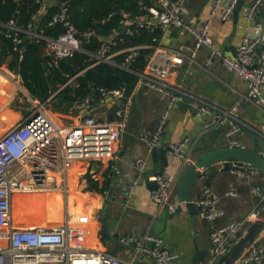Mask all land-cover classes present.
I'll use <instances>...</instances> for the list:
<instances>
[{
    "label": "crops",
    "instance_id": "0c3cea01",
    "mask_svg": "<svg viewBox=\"0 0 264 264\" xmlns=\"http://www.w3.org/2000/svg\"><path fill=\"white\" fill-rule=\"evenodd\" d=\"M213 2L214 0H186L187 12L182 16L184 26L164 33L158 50L164 54L179 55L183 60L170 73L171 84L180 86L219 110L232 112L241 122V129L236 136L241 147L253 149L254 136L258 134L260 150L264 155V104L258 105L248 100L247 84L228 71L221 62L214 60L208 64L210 49H196V40L187 29L199 30L209 20ZM253 2L254 0H244L243 9L238 16L233 14L227 21H222L219 17L212 20L210 36L216 49L232 56L243 36L255 31L252 23L243 15L244 9ZM51 4L47 2L46 5L48 7ZM257 15L258 21L264 19V4ZM6 71L10 72L7 65L0 67V138L13 126L25 122L30 110L23 116L21 111L10 107L11 101L22 92H18L16 82ZM167 103L165 96L139 84L134 90L127 91L121 99L105 96L100 102L94 103V114L99 122L113 125L109 129H103L109 131L116 128L120 132L114 157L111 160L72 162L64 177L66 192H58L66 200L62 222L69 218L78 238L87 248L125 258L135 240L146 233H152L162 238L170 251L178 254L173 264H192L198 249L207 251V259L209 258L212 249L210 231L213 227L245 219L249 221V226L257 217L264 203V174L241 178L233 174L231 168L227 171L219 170L210 186L199 181L194 188L197 202L208 189L217 197L218 206L225 212L213 224L204 222L199 216H191L184 205L180 213L159 210L151 199L152 185L147 179L169 168L171 178L177 179L172 199L179 203L178 184L184 171L181 158L170 152L164 153L167 146L187 142L184 153L190 154L192 161L196 160L199 149L205 145L208 150L228 146L225 128L203 134L207 117L197 116L184 103L176 105L170 112L160 138L159 148L162 153L153 155V150H150L144 138H153ZM55 105L58 110L68 114L70 127L79 124L80 116L86 115L76 106L62 109L56 103ZM140 162L146 163L143 179L129 195V187L138 177L137 164ZM60 180L63 182L62 177ZM257 187L261 190V197L254 193ZM230 192L236 195H229ZM122 240L129 242L131 246L123 244ZM257 247L263 249L264 264V235Z\"/></svg>",
    "mask_w": 264,
    "mask_h": 264
},
{
    "label": "built area",
    "instance_id": "2783aa9c",
    "mask_svg": "<svg viewBox=\"0 0 264 264\" xmlns=\"http://www.w3.org/2000/svg\"><path fill=\"white\" fill-rule=\"evenodd\" d=\"M154 6L148 8V26L157 24L163 33L175 27H183L182 16L187 12L186 0H152ZM40 3L37 15H43L47 2L55 0H37ZM239 0H214L210 18L199 30L187 28L195 38V47L210 49L208 64L218 60L233 75L244 81L248 86L247 99L255 104H264V19L258 21L257 12L262 8L264 0H254L247 6L243 15L252 23L253 29L245 34L234 55H227L216 49L210 36L212 20L219 17L227 21L234 14ZM54 22L62 23L66 32L56 40L45 38L31 31H24L16 26L12 20L7 25L6 34L11 37L15 34V51L22 60L25 49L24 34L34 35L47 42L45 56L51 57L56 64L60 60L72 58L75 53L90 55L83 49V40L93 37L92 32L80 34L76 27L70 23L67 8L62 7L54 18ZM144 21L137 23L142 26ZM130 32V31H128ZM23 34V36H20ZM102 46L97 55H92L94 64L106 63L111 66L127 70L134 60V49L127 56L122 66L117 65L114 58L117 53L111 52V42ZM154 47L145 70L138 74L140 86L155 91L168 100L167 108L160 117L153 138H144L150 150L160 147V138L170 117V112L176 105L187 103L197 116H206L203 134L210 133L218 128H225L228 136V146L242 148L236 136L241 129V122L232 113L219 110L207 101L193 96L180 86L169 82L170 73L183 60L179 55L164 54ZM16 87L19 92L32 104L29 116L23 123L9 129L0 138V264H173L178 254L169 250L164 240L152 233H146L132 244L122 240L123 244L131 246L130 253L119 257L103 250L87 248L78 238L75 228L67 217L61 225L20 227L14 220L13 204L16 194L66 192L64 177L76 160H111L120 140L118 129L109 130L112 124H102L95 117L93 98L88 96L76 104V108L84 111L86 115L80 116L79 124L71 127L58 126L41 106V101L30 93L24 92L21 77L13 72ZM125 89L103 92L104 96L121 99L125 96ZM36 99V100H34ZM106 127L108 129H103ZM264 134V132H263ZM187 142L172 144L169 152L182 159L184 164L192 162L190 154L184 153ZM145 162L137 164L138 177L129 187L130 195L134 188L143 179ZM233 174L241 178H251L260 174L253 167H231ZM60 177L63 178L60 180ZM203 173L200 180H205ZM152 185L151 199L159 210L167 209L175 214L181 205L173 201V192L177 182L170 176L169 168L147 179ZM254 193L262 196L259 187ZM229 195H236L230 192ZM264 200V197H263ZM199 203L203 206L201 218L208 224H213L225 212L218 206L217 197L208 189L205 190ZM248 220L226 223L213 227L210 231L212 249L206 264H215L239 238L248 227ZM239 264H263V249L255 246L239 262Z\"/></svg>",
    "mask_w": 264,
    "mask_h": 264
},
{
    "label": "trees",
    "instance_id": "16d2710c",
    "mask_svg": "<svg viewBox=\"0 0 264 264\" xmlns=\"http://www.w3.org/2000/svg\"><path fill=\"white\" fill-rule=\"evenodd\" d=\"M175 2L176 0H171ZM152 0H55L43 15H37L40 3L37 0H0V26L14 21L24 31H31L48 39L61 37L66 28L54 22V16L62 7L67 8L69 21L80 34L92 32L93 37L83 40L82 46L90 55L75 53L72 58L56 64L45 56L47 42L34 35L24 34L25 49L21 61L15 51V34L11 37L0 31V67L7 65L10 71L21 77L26 90L41 102H55L62 109L76 106L88 96L93 103L105 98L103 92L125 89L132 91L147 66L154 47L163 36L160 27L148 26V8ZM145 22L140 26L137 22ZM130 31V32H128ZM111 42V52L117 53L114 60L122 66L134 49V60L127 70L101 63L93 66L92 55H97L102 46ZM62 195L37 196L21 207L16 201L14 220L18 226L35 227L57 225L63 218Z\"/></svg>",
    "mask_w": 264,
    "mask_h": 264
},
{
    "label": "water",
    "instance_id": "95a60500",
    "mask_svg": "<svg viewBox=\"0 0 264 264\" xmlns=\"http://www.w3.org/2000/svg\"><path fill=\"white\" fill-rule=\"evenodd\" d=\"M68 0H63L66 2ZM244 6V0H239L234 15L238 16ZM0 31L6 33L7 28L0 26ZM23 36V34H20ZM254 148L249 150L245 148H232L229 146L208 150L206 145L201 147L196 160L184 164V171L178 184V200L181 204L176 213L183 211L182 205L190 213L191 216L201 217L203 206L197 202L194 188L200 181L205 186H210L213 178L220 171H227L233 165L239 167H253L264 174V155L261 153L259 146V135L254 136ZM164 153L169 152V148H165ZM162 153L161 148H155L153 155ZM196 154V153H195ZM221 168V169H220ZM203 173L206 175L205 180H200ZM208 175V177H207ZM166 211H168L166 209ZM264 235V203L252 223L244 230L239 238L230 246L228 251L218 259L215 264H239V262L257 246L259 240ZM208 257L207 251L198 249L192 264H205Z\"/></svg>",
    "mask_w": 264,
    "mask_h": 264
},
{
    "label": "rangeland",
    "instance_id": "374dc122",
    "mask_svg": "<svg viewBox=\"0 0 264 264\" xmlns=\"http://www.w3.org/2000/svg\"><path fill=\"white\" fill-rule=\"evenodd\" d=\"M6 74H9L11 79L16 82V79H14V74L12 71H6ZM11 73V74H10ZM21 86L24 90L25 93L29 94V92L25 89V87L23 86V84L21 83ZM14 88V86H13ZM19 92V91H18ZM30 95V94H29ZM16 96V95H15ZM36 100V99H34ZM11 101V98L10 100ZM41 106L43 107V109L45 110V112L48 114V116H50V118L58 125V126H65V127H70V119L68 114H65V112H61L60 110H58V107L55 105V103L53 102H41ZM10 107L13 109H16L17 111H21L23 116L27 114L28 110L32 107V104L27 102L26 99L23 97V95L20 93V95L18 94L13 101H11L10 103ZM52 116V117H51ZM62 126V127H63ZM62 194V193H61ZM63 195V194H62ZM63 197L62 200V212L64 214V210L66 209V206L64 205V202L66 203V200ZM17 206H15L13 204V211L15 212V208ZM63 220V219H62ZM63 223L62 221H60L57 225ZM17 225V223H16ZM21 227H25L20 225Z\"/></svg>",
    "mask_w": 264,
    "mask_h": 264
},
{
    "label": "bare ground",
    "instance_id": "6f19581e",
    "mask_svg": "<svg viewBox=\"0 0 264 264\" xmlns=\"http://www.w3.org/2000/svg\"><path fill=\"white\" fill-rule=\"evenodd\" d=\"M53 194H60L58 192H44V193H26V194H16L15 198H14V205L16 206V201L17 200H24L23 203L21 204V207H23L24 205H26L31 198L37 197V196H49V195H53ZM14 214V211H13ZM39 226H46L45 224L39 225Z\"/></svg>",
    "mask_w": 264,
    "mask_h": 264
}]
</instances>
